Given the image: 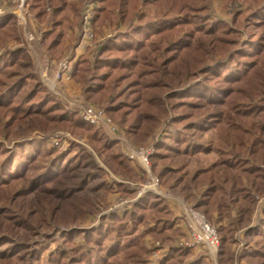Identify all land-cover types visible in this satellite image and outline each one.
I'll list each match as a JSON object with an SVG mask.
<instances>
[{
  "label": "trees",
  "instance_id": "obj_1",
  "mask_svg": "<svg viewBox=\"0 0 264 264\" xmlns=\"http://www.w3.org/2000/svg\"><path fill=\"white\" fill-rule=\"evenodd\" d=\"M25 1L28 16L47 27L41 47L58 59L70 47V31L81 27L80 5ZM210 1L93 0L94 36L110 27L124 32L77 58L72 77L85 100L103 109L130 142L141 144L164 130L149 157L150 172L160 188L181 197L216 230L217 264H264V207L255 227L249 226L264 197V0H223L231 8L229 23L209 16ZM149 7L158 14L145 15ZM169 15L178 17L163 20ZM9 42L16 46L0 54V264H212L205 253L193 256L191 249L173 246L181 233L153 191L126 212L81 227L94 208L88 193L116 188L132 200L139 188L124 182L146 181L137 178L116 142L44 88L14 18L3 16L0 44ZM18 130L41 133L44 141L6 148ZM56 131L85 138L120 182L107 184L105 171L76 143L46 149L45 139ZM207 134L214 140H204ZM211 153L217 159L187 171L188 160ZM242 229L246 239L260 240L246 241L234 258V235ZM147 237L167 248L156 262L150 261L154 248H147ZM38 239L47 249L56 247L42 257L46 246Z\"/></svg>",
  "mask_w": 264,
  "mask_h": 264
},
{
  "label": "rangeland",
  "instance_id": "obj_2",
  "mask_svg": "<svg viewBox=\"0 0 264 264\" xmlns=\"http://www.w3.org/2000/svg\"><path fill=\"white\" fill-rule=\"evenodd\" d=\"M69 1L80 5L81 7L80 19H81L84 5L88 3L90 0H74V1L69 0ZM0 11H1L0 13L3 16H12L14 18L15 25L18 28L19 34L21 35V38L24 42L26 53L28 54L32 62L35 76L38 79V81L42 83L44 88L55 98V100L58 101L65 110H67L68 112L74 113L77 117H78L77 112L81 108L85 106H95L94 104H91L85 100L84 95H83V88L79 84L76 83V79L75 80L73 79L72 74L69 80H59V81L54 82V79H53L54 78L53 75L56 72L59 63L64 59L65 56L68 55V52L70 53V51L73 50L74 47L77 45L80 39L81 27L79 26L78 29L74 28L72 31H70L69 33L70 47H67V49L63 51L62 55L58 59H56V58L51 57L41 47L40 37H41V34L47 30V27L43 25H38L33 19H31L28 16L25 0H23V5L21 4L20 0H0ZM143 12L145 13V15L149 17H153L158 14V11L153 7L145 8ZM3 16H0V17H3ZM209 16H211L214 20H222V21H225L226 23H229L230 18H231V8L229 5L227 6V4L223 0H211ZM177 17H178L177 15L176 16L169 15L167 18L163 20H175ZM117 32H124V28L120 27L119 29H116L114 27H110V28L102 29L99 36L97 35L94 36L95 39L92 41L91 46H88L86 49L82 50V53L77 58H79L80 56H83L85 52L93 51L95 49L96 44H98V42L101 39H105L107 37H114ZM6 46H8L7 48H13L16 46V43L9 42L7 44L5 43L0 44V54L4 52V49ZM72 71H73V68H72ZM70 84L78 88L80 90V94L77 93V95H74V93H71L73 92V88L70 86ZM106 117L111 121L113 127L116 129V133H114V135L111 134V132L108 130L107 127H104V126H94V127L100 128V130L105 133L106 137L109 140L116 142L118 152H120V154H122L125 157L129 165H131V167L135 169L136 174L138 176L137 178H143L146 181V183H143L142 181L138 179H135L134 181L124 182V184L128 185V187L137 186L139 188L136 198L132 200L126 197L122 198L119 195L118 191L116 190L115 186H114L115 189L112 188V192L104 193L102 191H98V192L88 193L87 196L89 200L91 201L94 208L89 214L86 215L85 219L81 223V227L84 229H90L96 226L99 223V218L101 215L109 214V213L122 214V212H126V210L130 209L131 203H133L138 198L139 193L143 190H146L149 184L150 185L152 184L153 180L156 181V179L153 177V175L150 172L149 159H148V166L146 168L147 170H145L144 169L145 167L141 166L135 160H129L128 158H126L124 154H129V152L132 149L138 150L141 148H148L150 146H154L156 142L162 139V133L164 130L157 131L151 138L145 139V141L142 142L141 144H134L129 141L122 127L114 123L107 115ZM54 134H55L54 136L45 139L46 149L54 148V149L60 150V149L67 148L69 143L71 142L76 143L82 146L90 154H92L95 162L99 165L100 168H102L105 171L106 180L109 182L107 184H112V182H115V181L120 182L118 180L121 179V177L118 175L116 176L112 174L101 163V158H98L97 155L94 153V151L90 148V146L86 144L85 138L74 137L65 132H61V131H56ZM41 137L44 138L41 133H38L36 131L29 134V136H26L23 132L18 130V131H15L12 141L10 143H5L4 146L6 148H11L14 144L20 142L21 140H27V139L42 140ZM204 140L212 141L214 140V137H212L210 134H207L205 135ZM0 142H3V140L0 139ZM211 143L213 144V142ZM215 159H217V156L214 153H211L207 156H204L203 154H199L197 155V157H192L190 160H188L187 171L192 172L194 169L201 167L202 165L204 166V164L211 163V161ZM165 190L166 188H162V187L160 188L157 184V191L165 195L166 197H168L167 191L164 192ZM171 196L172 198L182 199L176 194H172ZM176 202L174 200V201H171L170 204H176L177 210H180V215H181L180 219L182 218L181 223L183 222V224L185 225L184 228L182 229L184 231L181 234V236H177L174 238L175 242L173 243V246L179 247L178 244L186 240L188 231H187L186 223L182 217L181 204H184V202L180 201L181 203H179L178 200ZM256 206L257 207H255V209H257L259 213L258 214H255V212L253 213V215L251 216L252 219H251V223L249 226H252V225L255 226L257 224V221L262 218L263 214L261 213V210L264 207V197L257 201ZM39 240L41 242V246H44V247L46 246V250L44 251L42 255V257H46L48 254H50L53 251V249L56 247V244H53L50 249H47L48 246L46 242L41 239H38V241ZM234 240L236 244L232 246V249H233L234 258H236V256L239 254L242 247L245 245L246 241L248 242L249 240V242H251L252 244L255 241H258L260 239L259 238L246 239V237L244 236V229H242L235 233ZM145 242H146L147 248H154V251L152 255L150 256V261L156 262L157 260H160L162 256H164L167 253L166 247H163L160 249L159 244L158 243L152 244L151 243L152 240L149 239V237L145 239ZM194 249L196 253H193L192 254L193 256L204 255V253L207 254L206 250L203 248L197 247ZM205 257L209 258L210 256L205 255Z\"/></svg>",
  "mask_w": 264,
  "mask_h": 264
},
{
  "label": "built area",
  "instance_id": "obj_3",
  "mask_svg": "<svg viewBox=\"0 0 264 264\" xmlns=\"http://www.w3.org/2000/svg\"><path fill=\"white\" fill-rule=\"evenodd\" d=\"M23 5V0H20ZM95 3L90 0L84 5L81 18V29H80V39L73 50L68 52V55L59 63L56 72L54 73V82L59 80H69L72 74L73 65L77 59V51H82L88 46H91L94 40V34L92 31V19L94 16ZM1 12V11H0ZM0 16H3L0 13ZM78 118L83 122L93 125V126H104L107 127L112 135L116 133V129L113 127L111 121L106 117L103 109L97 106H85L81 108L78 112ZM56 143V141H55ZM154 146L148 148H141L138 150L132 149L129 154H124L129 160L137 161L141 166L145 167L147 170L148 159L153 153ZM147 191L157 192V183L155 180L152 184L148 186L146 190L139 193ZM259 211H255L258 214ZM182 217L186 223L187 227V238L178 244L179 247L186 249L203 248L206 250L207 256H210L211 260L216 258L219 241L216 230L207 222V220L198 212L192 208L182 205ZM254 226V225H252Z\"/></svg>",
  "mask_w": 264,
  "mask_h": 264
},
{
  "label": "crops",
  "instance_id": "obj_4",
  "mask_svg": "<svg viewBox=\"0 0 264 264\" xmlns=\"http://www.w3.org/2000/svg\"><path fill=\"white\" fill-rule=\"evenodd\" d=\"M71 1H74V0H71ZM82 53V51H77V56H79L80 54ZM70 86L73 88V92H71V93H74V95H77V93L78 94H80V90L78 89V88H76V87H74L73 85H71L70 84ZM71 90V89H70ZM69 90V91H70ZM207 164H204V166H206ZM203 166V165H202ZM195 170V169H194ZM167 190H165L164 192H166ZM154 192V191H153ZM154 193H156L157 195H159V196H161V197H163L164 198V200L166 201V203H167V205H168V207H169V209H170V211L173 213V215H174V228H176L177 230H179V232L182 234L183 233V231L184 230H182L183 228H184V224H183V222L181 223V219H180V217H181V215H180V210H177V207H176V204H177V200H178V202L179 203H181L180 201H183L182 199H176V198H172V194L170 193V192H168L167 191V193H168V197H166L165 195H163V194H161L160 192H154ZM177 197V196H176ZM169 198H170V200H169ZM175 200V202H176V204H170L171 203V201H174ZM182 205H184V204H181V206ZM178 209H179V207H178ZM253 227H255V226H253ZM193 253H196L195 252V249H192L191 250ZM207 255V254H206ZM209 260H210V258H208ZM212 261V263L213 264H217V259L215 258L214 260H211ZM241 264H245V262H241Z\"/></svg>",
  "mask_w": 264,
  "mask_h": 264
}]
</instances>
